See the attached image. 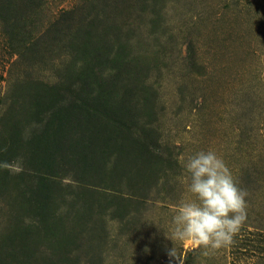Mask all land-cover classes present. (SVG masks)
Masks as SVG:
<instances>
[{
    "label": "rangeland",
    "instance_id": "374dc122",
    "mask_svg": "<svg viewBox=\"0 0 264 264\" xmlns=\"http://www.w3.org/2000/svg\"><path fill=\"white\" fill-rule=\"evenodd\" d=\"M208 150L248 196L205 256L172 231L183 161ZM17 158L0 264H264V0H0V162Z\"/></svg>",
    "mask_w": 264,
    "mask_h": 264
},
{
    "label": "clouds",
    "instance_id": "9594fccd",
    "mask_svg": "<svg viewBox=\"0 0 264 264\" xmlns=\"http://www.w3.org/2000/svg\"><path fill=\"white\" fill-rule=\"evenodd\" d=\"M7 151L6 148L2 149ZM192 199L182 200L173 217L172 240H191L203 255L235 243L247 219V190L239 186L224 160L213 150L199 151L183 161ZM0 168L22 170V158L0 162ZM169 255L180 260L175 247Z\"/></svg>",
    "mask_w": 264,
    "mask_h": 264
}]
</instances>
